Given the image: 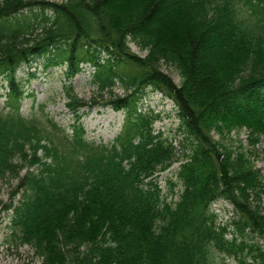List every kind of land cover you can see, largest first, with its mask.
I'll list each match as a JSON object with an SVG mask.
<instances>
[{
    "label": "trees",
    "instance_id": "16d2710c",
    "mask_svg": "<svg viewBox=\"0 0 264 264\" xmlns=\"http://www.w3.org/2000/svg\"><path fill=\"white\" fill-rule=\"evenodd\" d=\"M41 59L45 70L65 67L70 133L49 116L21 114L31 95L18 72ZM85 65L99 97H113L103 107L125 113L109 144L88 141L81 122L98 105L75 93ZM0 79L9 109L0 114V177L26 169L11 224L43 264H211L213 248L238 257L246 245L225 239L219 202L264 247V175L252 151H232L214 135L246 130L253 149L264 139V0H0ZM147 89L174 102L186 135L183 190L171 203L155 175L173 166L179 147L139 110ZM250 249L258 252L251 264H264L262 247Z\"/></svg>",
    "mask_w": 264,
    "mask_h": 264
},
{
    "label": "rangeland",
    "instance_id": "374dc122",
    "mask_svg": "<svg viewBox=\"0 0 264 264\" xmlns=\"http://www.w3.org/2000/svg\"><path fill=\"white\" fill-rule=\"evenodd\" d=\"M47 2H60L61 0H38ZM51 16V13H48ZM131 52L137 56H147V51L142 50L135 43H130ZM161 70L167 74L175 84L180 85L181 78L178 72L165 65L160 64ZM65 67H56L45 70L43 60H39L31 68H22L17 75L19 81L26 83V95L20 102L21 114L28 119L33 117L45 121V116L51 117L59 126L65 128L69 133L75 123V116L67 109V98L65 95ZM31 74L35 77H31ZM95 69L90 66H84V72L73 80L75 93L85 102L96 101L98 105L91 111L88 109L81 112L88 141L109 144L121 133L125 113L115 111L111 107H103V103L112 99L108 92L99 97L98 89L93 84V75ZM8 84L0 79V114H6L8 108ZM115 94L123 95V90L115 89ZM25 95V96H26ZM102 103V104H101ZM138 108L144 113L156 117L154 129L156 133H162L164 138H168L179 147V159L166 172L155 175V180L162 189L163 197L168 203L179 200L183 190L179 178L177 177L182 157L188 151V146L184 148L185 131L181 126V120L178 116V108L174 102L158 91L147 89L138 103ZM46 123V122H45ZM215 139L220 141L225 147L232 151L239 152L243 148L246 151H252L251 159L256 167L264 175V139L253 149L249 142V135L246 130L235 131L227 134L225 139H221L218 134H214ZM189 152V151H188ZM27 166V165H26ZM32 171V168L31 170ZM26 169L19 170L17 173H8L0 177V264H43V260L36 254V249L31 244L24 243L20 234L14 229L12 223V206H17L23 199L24 194L19 189V176H24ZM260 210L264 216V194L260 199ZM213 212L216 215L217 226L226 228L225 239L228 241L236 240L237 244H244V251L236 257L235 255L220 252L213 248L211 250V264H240L238 258L245 259L247 264L255 261L258 252L251 253V246H260L262 250L263 240L256 234L246 230L242 235L239 229L233 225L234 219L232 207L228 204L219 202L214 205ZM244 242V243H243Z\"/></svg>",
    "mask_w": 264,
    "mask_h": 264
},
{
    "label": "bare ground",
    "instance_id": "6f19581e",
    "mask_svg": "<svg viewBox=\"0 0 264 264\" xmlns=\"http://www.w3.org/2000/svg\"><path fill=\"white\" fill-rule=\"evenodd\" d=\"M102 104V103H101ZM95 108V107H94Z\"/></svg>",
    "mask_w": 264,
    "mask_h": 264
}]
</instances>
